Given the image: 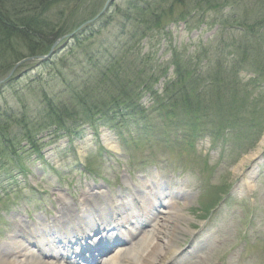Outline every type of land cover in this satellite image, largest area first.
Returning <instances> with one entry per match:
<instances>
[{
    "label": "rangeland",
    "instance_id": "rangeland-1",
    "mask_svg": "<svg viewBox=\"0 0 264 264\" xmlns=\"http://www.w3.org/2000/svg\"><path fill=\"white\" fill-rule=\"evenodd\" d=\"M26 1L29 2L31 0ZM38 1L40 0H36V2ZM251 1L234 0V3L238 4L234 11L230 9L229 11H224V14L229 18L233 15L232 13L236 12L241 22H246L244 18L247 17L249 20L246 23L248 24H253L252 21L255 20L254 18L259 13L260 15L263 14L264 19V9L260 12L257 8H251L253 7L249 4ZM73 2L74 5L65 8V1L59 0L56 4L48 3L41 10L44 13L42 15L48 17L51 25L52 23L56 27L62 25L64 30L60 34L75 31L80 23L95 17L99 11H102L108 2L102 15L98 17V19L101 18L100 20L103 21L99 23V20L96 19L93 23V25L99 23L95 28L99 29V34L95 35L93 39L86 41L85 43L87 44L81 47L75 46L73 51H71L73 49L72 43H70V47H67L69 43L63 46L62 41L49 58L51 61L63 58L64 62L69 61L67 62L68 65L78 60L81 70H84L86 66V49L87 51L112 49L113 43L119 39L118 33L121 27L125 26L124 29L128 32L132 30L135 22L133 19L136 18L135 12L131 14L130 20V15L128 17L124 16V9H129L135 4H139L140 7L147 2L150 5L152 4L151 0H94L91 2L71 0V3ZM188 5L189 0H186L184 6L187 7ZM115 9L117 11L114 14L113 11ZM212 11L208 12L205 17L208 18L209 22L214 19V15L209 14ZM59 12L63 14V22L61 24H58V18L54 16V14ZM191 12L192 10L187 15H190ZM170 13V17H163L162 19L165 20H161L159 24L160 29H163L161 34L154 35L153 40L150 41L149 49L151 51L154 50L155 60L163 61L167 59L168 53L164 51L170 43L176 45L187 43L188 46H194L198 42H210L215 47L221 43L222 48H224L226 46L232 47L230 45L231 41L241 40V35L232 30H227L221 37L213 39L215 28L206 31L205 27L202 26L199 29L194 28L189 31L187 29L188 26L185 28L183 24L168 25L167 22L171 18L175 19L181 14L177 6ZM101 22L105 24L103 27ZM200 29L204 30L200 31ZM45 39H50L51 41L50 36ZM235 42L237 43V41ZM43 47L46 48H42V51L50 49L49 43L43 44ZM142 48L143 46L140 47V54H144L148 50L147 45L144 49ZM82 49L84 51H80ZM224 50L226 51L227 59L230 61L231 51L229 49ZM8 63H10V58L5 60L4 66L0 64V68H4ZM251 63L253 64L252 61ZM27 64V62L21 64L22 70L17 67L7 80L9 83L2 85L3 87L0 89L6 97L5 103L8 102L10 106L16 103L14 97L19 98V103H16V105L21 103L31 107L36 104L34 99L40 93L39 88L32 86V90H30L31 87L27 85V79L22 77L26 74V71L34 70L36 66L29 68L30 66ZM67 64H63L65 69H69ZM253 66L256 65L253 64ZM25 67L27 68L24 69ZM255 69L249 68L250 71ZM12 78L15 80L14 82L11 81ZM21 78L23 81H20ZM258 79L255 80L258 81ZM251 82L248 76L237 75L234 80V91H226L221 103L220 114L230 115L231 126L224 124L231 130L228 136L235 141L228 139L229 142L224 150L221 145L212 144L208 138L197 141V150L200 152L202 159L193 158L191 160L190 156L185 155L180 157L177 147L183 148V144L179 143L183 135L205 134L214 130L215 127L210 124H203L194 130L187 124L168 130L158 128L153 133L155 135L160 134V138L162 135L168 139L158 142L155 138H152V142L147 141L144 143L141 137L142 129L150 128L153 122L158 119V116L169 118L164 113L166 111H160L155 108H159V106L153 105L151 99V97L155 99L153 95L148 99L143 94L138 100V104L141 106L143 113H145L146 121L137 119L130 122V124L133 123L131 127L121 129L122 132L120 134L109 131L104 127H100L93 132L87 126H83L80 129V134L71 135L69 138L64 137L62 132L57 138L46 136L43 133L41 156L25 155L23 159L17 161L22 166V169L15 163L5 162L4 168L7 171H0V247L5 242H8V236L15 231V227L24 217L26 220L33 222L32 225L34 226H40L37 221L38 217L41 220V224L43 222H51L60 208V200L65 201L66 199V201L75 202V205L79 206L78 203L83 193L92 190L101 194V190L109 185H113V189L110 190L111 196L116 197L119 194L117 186L123 180H126L127 174L133 176L136 174L137 169L143 167L151 168L154 165L153 167L163 168L165 174L173 175V180H179L181 184L185 182L188 187L184 186L183 189L192 196V201L188 206L183 205L182 199H175V203L180 208L183 218L187 220L186 225L183 224L184 227L189 228L193 232L192 236L185 237L179 242V245L182 248H187L190 243L194 245L193 248L191 247V251L183 256L184 260L182 259L176 264H264V128L254 148L247 149L248 140H245L247 134H254V130H256V127L246 130L249 125L253 121L255 124L258 121H264V83L260 82L258 86L249 88L250 94L248 92L244 94L245 87L250 85ZM13 92L18 94L12 95ZM49 92V94H54L53 89H49ZM101 95L100 99L104 100L103 94ZM242 97L246 102L240 99ZM64 102L69 103L68 101ZM235 105L239 107L237 112L233 110ZM72 106L73 104L70 105L71 108ZM175 108L177 110L181 109L180 101ZM215 108L216 106L209 107L203 114L204 118L208 119L210 115H215L219 119V113L213 112ZM77 109L79 110V116H83L82 111L79 108ZM177 110L176 112H178ZM155 112L157 114H154ZM252 113H254V118H251ZM186 114H189V112L178 113L177 118H180V122L187 118ZM210 121L213 122V120ZM157 124L158 127L161 125L159 122ZM12 131H14L13 127ZM122 134L125 135L124 139L126 142L124 146L121 143L123 140L120 138ZM127 135H132L131 138H134V141H128ZM238 137L241 138L238 139ZM172 142H177V147H173L176 153H171L169 150L172 149L169 147ZM169 143L170 145L165 147ZM172 146H175V144H172ZM203 157L208 159L210 165L213 166L210 167L209 165L208 171L204 167L203 160L205 159ZM140 161L141 165L139 166ZM183 165L191 168L199 179L190 173H185L182 169ZM84 169L91 172L88 174ZM92 172L96 175L94 176ZM7 175L10 177L9 182H16L15 185H17L18 189L12 186V189L3 192V188L8 184V181H6ZM200 179L201 182L203 180H206L207 183L210 182L211 188L206 189L200 185L198 181ZM134 180L138 183L135 178ZM248 181L249 187L246 185ZM230 182L233 184L230 198L228 200L225 199V203H222L216 211H212L209 217L204 218L203 215L210 209L212 200H218L225 184ZM131 183L129 187H131ZM104 199L102 197L99 199V207H105ZM213 246L218 247L214 250L210 249ZM188 249L190 250L189 247Z\"/></svg>",
    "mask_w": 264,
    "mask_h": 264
},
{
    "label": "trees",
    "instance_id": "trees-1",
    "mask_svg": "<svg viewBox=\"0 0 264 264\" xmlns=\"http://www.w3.org/2000/svg\"><path fill=\"white\" fill-rule=\"evenodd\" d=\"M31 1L0 0V64L10 58V63L0 68V78L9 72L13 64L26 58L46 54L48 50L42 51V48H46L43 44L49 43L51 47L55 40L68 34H60L64 30L62 25L57 27L53 23L51 25L48 17L42 15L44 13L41 10L48 3L56 4L59 0ZM64 1L65 8L74 5L71 0ZM84 1L94 0H79V2ZM185 2L186 0H151L152 6L147 2L141 7L135 4L129 9H124V16L130 15V20L131 14L135 12L134 27L129 32L124 29L125 26L121 27L118 33L119 39L113 43L112 49L106 48L101 51L86 49L84 70L80 69L78 60L70 65L67 64L69 61L64 62L63 58H58L57 61L47 60L39 64L29 62L27 64L29 68L36 67L34 70L26 71L22 77L27 79L30 90L32 86L39 88L40 93L34 99L35 105L31 107L21 103L16 105L19 103V98L14 97L16 103L10 106L8 102L5 103L6 97L0 90L2 91L0 93V169L5 162L12 160L24 149L20 148L22 143H26L31 152H36L39 146L37 136L41 132L50 130L52 134H56L62 129L70 132L73 125L80 122L94 125L101 121L102 123L123 121L139 113L137 102L140 96L145 92L150 93L153 85L166 75L168 69V66L163 68L155 65L154 55L151 52L140 54L141 44L161 32L162 28L160 29L159 24L161 20H165L162 18L170 17V12L176 6L181 14L175 19L171 18L168 24L186 22L193 18L196 19V23H201L207 19L205 18L207 13L213 10L209 14L214 15V21L220 20L219 23L223 28L239 25L246 33H243L239 43L232 41L230 44L232 51L239 57L238 63L230 64V71H227V61L215 60L216 51L210 55L208 47L200 46L192 52H188L186 47L174 51L170 60L173 74L164 84L165 94L172 95L177 87L179 91L185 88L195 90L204 82V85L214 89V99L219 102L224 97L226 88L228 92L234 91L236 74L247 67V59L251 57L258 58L259 69L264 74L263 14L259 13L252 21L253 24H248L247 17L244 18L246 22H240L238 15L233 13L228 18L224 14L226 9L234 11L238 5L234 0H189L188 9L184 6ZM249 4L253 6L251 8H257L260 12L264 9V0H252ZM191 10L190 15H187ZM116 11L115 9L113 13L115 14ZM54 16L58 18V24L63 22L62 12ZM100 19H98L99 23L103 21ZM228 19L231 24L228 23ZM98 24H92L77 33L70 42L73 45L71 51L75 46L81 47L87 44L86 41L99 34V29H95ZM104 25V22H101V26ZM47 35L50 36L51 41L45 39ZM70 43L67 47H70ZM235 53L231 54L232 58L237 57ZM64 63L69 69L63 67ZM19 68L22 70L23 67ZM11 81L15 80L12 78ZM20 81L23 79L21 78ZM7 82L4 84L6 85ZM49 89L54 90L53 95L49 94ZM17 94L12 93V95ZM101 94L104 100L100 99ZM71 104H73L72 108ZM77 108L82 111L83 116H79Z\"/></svg>",
    "mask_w": 264,
    "mask_h": 264
},
{
    "label": "bare ground",
    "instance_id": "bare-ground-1",
    "mask_svg": "<svg viewBox=\"0 0 264 264\" xmlns=\"http://www.w3.org/2000/svg\"><path fill=\"white\" fill-rule=\"evenodd\" d=\"M155 173V171H154ZM151 179L146 182H141L136 185L133 190V195L138 199L139 203H143L151 211L155 209L153 222L156 224V228L149 232L151 236L141 235V231L137 233L136 245L133 243L123 250V252H116L112 254L103 264H170L173 261H178L184 254V250L179 242L185 239L187 236H192L193 232L189 228L184 227L187 220L183 218L180 208L175 205L174 199L176 197L181 198L184 205L188 206L192 201L190 193L184 191L182 187H188L184 182L176 184L178 188L173 194L165 191L163 194L158 195L156 191L154 194H149V188L155 184L153 181L154 175H150ZM148 190V192H147ZM99 194L94 192L83 193L82 204L91 205L98 209ZM70 202H67L69 204ZM63 201L60 202V209L57 211V217L51 223L43 224L44 230H42V239L37 237L36 231L33 226L26 219L19 221L15 227V231L10 234L7 238L8 242H5L0 247V264H76L72 257L75 252H71L69 255L66 253L72 249L74 245H80L82 243V237L78 238V230H72L71 225L78 224L77 226L82 227V223L86 218V212L80 211V214L76 213L75 209H72ZM133 206L132 202L130 203ZM71 208V209H70ZM91 210V208H89ZM91 210L92 216L97 217V211ZM108 210V208H105ZM110 214L113 217L116 211L112 207L109 208ZM153 212V211H152ZM111 216V217H112ZM134 214L131 217H124L120 221H112L110 218L108 221L103 219L95 224V227L108 228V225L117 223V229L120 230L122 226L127 224V221L134 218ZM153 217V216H152ZM54 219V218H53ZM63 223H68V227L65 229L64 235L70 236L69 238L60 239L57 236V230H52L55 227L62 226ZM72 225V226H73ZM110 230V231H118ZM13 231V230H12ZM90 236V235H89ZM44 244L47 248L41 249L38 245ZM124 243L129 245L130 242L124 240ZM61 249L59 254H53L51 249ZM42 250V252H41ZM40 251V253H38ZM44 251V252H43ZM56 252V251H55ZM66 252V253H65ZM45 257L47 259H42ZM51 260V261H49Z\"/></svg>",
    "mask_w": 264,
    "mask_h": 264
},
{
    "label": "water",
    "instance_id": "water-1",
    "mask_svg": "<svg viewBox=\"0 0 264 264\" xmlns=\"http://www.w3.org/2000/svg\"><path fill=\"white\" fill-rule=\"evenodd\" d=\"M107 4H108V2L105 4V6L103 7V10H102L100 13H102V12L105 10V8L107 7ZM56 43H57V42H56ZM56 43H54V44L52 45L51 50H50V52L47 54V56L40 57V59L43 60V59L48 58V57L51 55V53H52V51H53V48L55 47ZM20 63H21V62H19L18 64H16V65L14 66V68L17 67ZM12 72H13V70H12V71L6 76V78L1 79V80H0V84H2V82H4L6 79H8V78L11 76Z\"/></svg>",
    "mask_w": 264,
    "mask_h": 264
}]
</instances>
